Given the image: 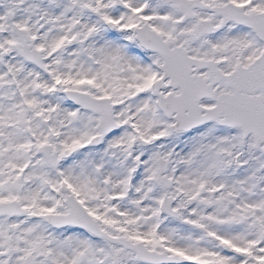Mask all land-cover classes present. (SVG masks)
<instances>
[{"label":"snow or ice","instance_id":"snow-or-ice-1","mask_svg":"<svg viewBox=\"0 0 264 264\" xmlns=\"http://www.w3.org/2000/svg\"><path fill=\"white\" fill-rule=\"evenodd\" d=\"M0 264H264V0H0Z\"/></svg>","mask_w":264,"mask_h":264}]
</instances>
